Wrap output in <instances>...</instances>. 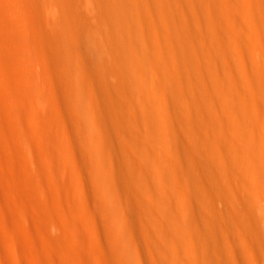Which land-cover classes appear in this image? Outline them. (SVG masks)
Instances as JSON below:
<instances>
[{"label":"bare ground","instance_id":"obj_1","mask_svg":"<svg viewBox=\"0 0 264 264\" xmlns=\"http://www.w3.org/2000/svg\"><path fill=\"white\" fill-rule=\"evenodd\" d=\"M261 206L264 0H0V264H264Z\"/></svg>","mask_w":264,"mask_h":264},{"label":"rangeland","instance_id":"obj_2","mask_svg":"<svg viewBox=\"0 0 264 264\" xmlns=\"http://www.w3.org/2000/svg\"><path fill=\"white\" fill-rule=\"evenodd\" d=\"M75 20H78L81 27L84 28V33L82 36V43L85 49V56H87V59L89 61V67L86 69L88 73L91 74L95 78L94 83L97 86H100L102 84V80L99 78L102 73V40L97 33L95 23L88 15V10L84 9L81 11V14H78V17H76ZM182 71L184 69H181ZM258 212L263 214L262 220H261V227L264 230V208L258 207ZM210 252L212 255L217 257V253L215 248L210 249ZM218 258V257H217ZM226 257H220L218 258L219 263L223 264Z\"/></svg>","mask_w":264,"mask_h":264}]
</instances>
